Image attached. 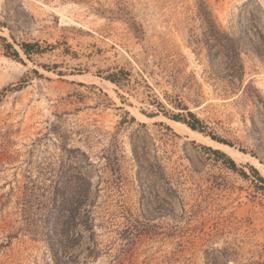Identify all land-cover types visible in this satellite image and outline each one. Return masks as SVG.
Returning <instances> with one entry per match:
<instances>
[{"label":"rangeland","instance_id":"1","mask_svg":"<svg viewBox=\"0 0 264 264\" xmlns=\"http://www.w3.org/2000/svg\"><path fill=\"white\" fill-rule=\"evenodd\" d=\"M252 167L264 0H0V264H264Z\"/></svg>","mask_w":264,"mask_h":264},{"label":"bare ground","instance_id":"2","mask_svg":"<svg viewBox=\"0 0 264 264\" xmlns=\"http://www.w3.org/2000/svg\"><path fill=\"white\" fill-rule=\"evenodd\" d=\"M168 124L175 130L177 131L179 134L184 135L185 137L187 136L189 139H193V140H199L201 141H205L208 144L220 148L221 150L228 152L234 159L240 160L242 157L243 158H249L250 156L248 155H244L242 154L240 151L234 150L232 147L217 142L209 137H205L203 136L201 133H199L196 130L190 129L189 127H187L185 124L179 122V121H175V120H171L168 119ZM244 155V156H243ZM254 159V158H253Z\"/></svg>","mask_w":264,"mask_h":264},{"label":"trees","instance_id":"3","mask_svg":"<svg viewBox=\"0 0 264 264\" xmlns=\"http://www.w3.org/2000/svg\"><path fill=\"white\" fill-rule=\"evenodd\" d=\"M33 45L31 43H24L22 45V48L25 52V54L29 55L30 54V48L32 47ZM15 55L16 56H19V52L18 51H15ZM122 73H124V71L122 70L121 71ZM108 79L114 83H119L120 82V79H117V74H111L110 76H108ZM184 110L187 111V115L190 117V120L187 119V116H182L181 113L177 114V115H174L172 116V119H174L175 121H181L183 123L186 124L187 127H189L190 129H193V130H199L201 131V127H199V124H201V121L200 119L196 116V114H194L192 111L189 110L188 107H184L183 108ZM214 139H216V137H212ZM213 139V140H214ZM217 154H220V155H223V156H226L225 153L217 150L215 151ZM228 160L230 162V164L235 167V162L233 159H231L230 157H228ZM252 170L256 173V175L261 179V180H264V178L259 174V171L255 168L252 167Z\"/></svg>","mask_w":264,"mask_h":264}]
</instances>
